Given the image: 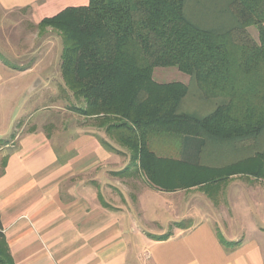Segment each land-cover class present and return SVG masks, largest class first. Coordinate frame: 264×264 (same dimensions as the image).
Wrapping results in <instances>:
<instances>
[{"label": "crops", "instance_id": "0c3cea01", "mask_svg": "<svg viewBox=\"0 0 264 264\" xmlns=\"http://www.w3.org/2000/svg\"><path fill=\"white\" fill-rule=\"evenodd\" d=\"M88 3L0 0V8L29 9L39 24ZM37 56L10 63L0 55V227L15 264H264V186L228 179L162 190L95 118L97 129L85 120L65 127L60 117L40 123L69 89L61 54ZM157 144L158 156L199 160L196 141ZM218 153L207 154L210 165ZM181 221L187 228L174 225Z\"/></svg>", "mask_w": 264, "mask_h": 264}, {"label": "trees", "instance_id": "16d2710c", "mask_svg": "<svg viewBox=\"0 0 264 264\" xmlns=\"http://www.w3.org/2000/svg\"><path fill=\"white\" fill-rule=\"evenodd\" d=\"M38 25L62 37V77L82 114L127 147L153 185L264 182V0H89ZM157 68L188 81H159ZM160 139L196 141L198 162L158 156ZM0 264H15L1 227Z\"/></svg>", "mask_w": 264, "mask_h": 264}, {"label": "rangeland", "instance_id": "374dc122", "mask_svg": "<svg viewBox=\"0 0 264 264\" xmlns=\"http://www.w3.org/2000/svg\"><path fill=\"white\" fill-rule=\"evenodd\" d=\"M252 36L258 38V31L255 27L249 28ZM63 41L59 32L51 27L41 28L38 24L32 21L31 11L29 9H17L13 11H6L0 8V55L5 62H26L29 61L33 55L37 56L38 62L56 61L57 57L62 55ZM48 54V55H45ZM45 55V56H44ZM28 58V59H27ZM52 65H50L51 68ZM56 64L52 66V69H56ZM51 74V73H50ZM154 76L159 81H172V80H187V76L176 68H157L154 71ZM59 96V105L62 108L52 109L50 112H46L43 120H39L40 117L31 118L29 124H25V128L29 129L33 126L34 120L38 119L40 123H52L54 126L59 123L57 120L59 117L64 118L61 121L65 127L72 126L76 122L84 121L92 129H97L93 126V118L82 114V110L85 105L83 100L74 97L71 90L57 92ZM60 109V110H59ZM43 121V122H42ZM54 121V122H53ZM26 122V121H25ZM53 126L48 127V130H53ZM115 140V139H114ZM118 147L127 149L119 142ZM168 143L165 140L160 139V145L157 146L166 147ZM3 159L2 154L0 155V162ZM230 180H242L244 182H259L260 185L264 186V182L255 180L252 177L239 175L237 177H230ZM183 196H189V193H183ZM182 222V221H181ZM175 222L174 225H177ZM169 233V232H168Z\"/></svg>", "mask_w": 264, "mask_h": 264}]
</instances>
